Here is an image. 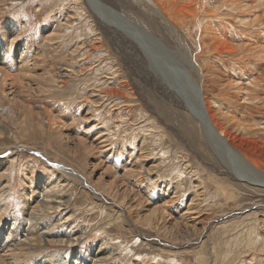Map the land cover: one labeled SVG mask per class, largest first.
<instances>
[{
    "label": "rangeland",
    "instance_id": "obj_1",
    "mask_svg": "<svg viewBox=\"0 0 264 264\" xmlns=\"http://www.w3.org/2000/svg\"><path fill=\"white\" fill-rule=\"evenodd\" d=\"M101 1L158 40L170 57L186 54L196 61L217 122L235 132L234 111L238 119L253 123L247 109L234 101L250 87L245 78L248 69H255L258 53L264 57V0H181L183 20L165 11L168 24L149 6L161 8L159 1ZM254 5L259 22L252 21ZM7 22L20 33L12 49L2 30ZM23 42L36 67L30 70L31 81L22 85L13 78L18 74L15 58L26 51ZM0 46V65L13 76L5 87L8 97L24 106L40 103L43 116L57 123L51 130L21 123L19 109L10 121L0 119V187L5 189L0 212L6 220L9 214L16 217L14 241L22 239L20 225L30 211L25 192L32 193L35 204L44 200L53 207L38 219L46 222L53 239H62L22 250L27 264L51 260L55 251L75 264H264V187L241 180L228 167L183 98L161 80L126 31L104 23L85 0H0ZM52 72L70 73L57 85L51 82ZM255 127L256 136L264 135L261 126ZM15 134L20 136L15 139ZM256 159L264 172V151ZM59 173L66 181L57 186ZM41 174L49 175L46 192L37 183ZM166 202V225L182 241L173 243L142 223L145 214ZM118 213L121 222L114 220ZM71 237L73 242H67ZM114 245L118 251L109 253ZM127 246L132 250H123Z\"/></svg>",
    "mask_w": 264,
    "mask_h": 264
},
{
    "label": "bare ground",
    "instance_id": "obj_2",
    "mask_svg": "<svg viewBox=\"0 0 264 264\" xmlns=\"http://www.w3.org/2000/svg\"><path fill=\"white\" fill-rule=\"evenodd\" d=\"M56 1H58V0H56ZM60 1L63 2L65 0H60ZM85 1H86V3L91 5V9L93 10V12L104 23H106L110 26H113L115 28L121 29L123 31H126L127 36L129 38H131L133 41H135L139 46L142 47L141 49L144 51L145 56L148 58L151 68H153L154 71L158 73V75L161 77V80L163 82H165L166 84L168 83L167 85H169L170 88H173L175 90V93L179 97L183 98V100L185 101V105L187 107V110L199 122V125L201 126L203 132L206 134L207 140L211 143L212 147L217 149L218 153L224 158V161L228 164V167L233 168V171L238 175V177L241 180L247 181L248 183H251V184H255V185L264 187V172L259 169L257 159H256L257 152H259L260 150L264 151V135L263 134L260 135V133H259L260 136L255 135L257 133V129L255 126H261L260 131L264 130V69H263L264 62L262 61V59L264 57H262V54L258 53V56L254 59L253 67L255 69H253V68L248 69L249 75L245 79L248 81V84L250 85V87H244V89L246 90V93L241 94L240 97H236L235 98L236 101H234V102H236V106H240L245 110L247 109L248 115L250 117H252L251 120L253 123L248 124L247 120L241 119V118L238 119L237 118L238 116H236V112L231 111L232 112L231 118L233 119L232 127L236 130L235 132H232L231 129L225 128L224 127L225 124L224 125L221 124L220 123L221 121L217 122V119H218L217 114H215V113L213 114L212 111H210L211 109L208 108V105L206 103V100L204 98V93H203V85H202V78H201L202 76H201L200 66L196 63V61L194 59H192L191 57H188L186 54L185 55L181 54L182 58H178V56H176V54L173 55L174 57L173 56L170 57V53L164 49L163 45L158 40L153 38L150 34L148 35L144 31H142L138 26H136V24L134 22L132 23L129 20H127L126 18L122 17L117 11L112 9L110 6L106 5L101 0H85ZM156 1H159L163 6L161 5V8H160V6L158 7L156 5H153V6L149 5V6L153 8V11L157 16H159L160 18L163 19L164 23L168 24V22H170V19L168 16H170L171 14L172 15L176 14V16H175L176 18H179V20H183L182 17H180V15H178V11H179L178 6H180L179 3L181 0H156ZM255 8H256V5H254L252 7V10H253L252 21L253 22H255V21L259 22L260 17L257 15L258 13L255 12L256 11ZM158 9H160L159 10L160 12L158 11ZM165 11L167 12L168 16H166ZM194 16L195 15H193V17ZM240 20L242 21V18H240ZM167 26L171 29L170 25H167ZM205 28L206 29H204V30H206L208 33H210L211 27L205 25ZM2 30H3V33L7 34L8 38H10V42H8V45H9V49H12L14 44H15V40H17V38L19 37V34H20L18 32V29H16V27L14 25H12V23L7 22L3 25ZM55 37H56V35H55ZM21 45L26 48L25 49L26 51H25V54H23L24 50L21 51L20 53H22V54H18L15 58L14 64L16 65V69L18 70V72H16V71L15 72L18 74H16V76H14V78H13V76H11V73L7 72V70H6L7 68L6 69L4 68L5 66H3L2 64L0 65V119H8L9 117H14L13 115L16 113V111H17L16 109H19L20 114L22 113V118L20 120L21 123H27L28 122V124L33 126V127L34 126H38L39 128L46 127L47 130H51V128H53L54 125L56 126L57 123L55 124L56 121L51 119L49 115L48 116L50 119L49 118L46 119L45 116H43L44 115V109L42 108L40 103L38 104L37 102L33 101V104L31 107H30V105L28 106L27 104H26V106H24L21 103L22 101L17 102V100H16L17 98L14 101H12V99L8 97V94H7L8 90L5 88L7 85L6 84L7 81L11 77L14 79L15 82L17 81V80H15V78H17L22 83L23 80L25 81V79H27L29 77H30L29 81H31L33 74L30 72V70L36 67V62L30 61V60H33L32 59L33 57H31V53L30 54L28 53L30 48L27 45V43L23 42ZM19 48H20V45H19ZM19 48L16 50L15 53H18ZM0 50L3 53L1 46H0ZM169 58H171L173 61L170 60ZM249 58H250V56H249ZM180 59H181V63H184V65L186 64L189 67V69L192 72H194L195 75L198 76V79L200 81L199 83H197L196 80L190 75L189 71L182 64L179 63ZM174 60H176V61H174ZM251 61H253V60H251ZM255 70H257V71L261 70L262 71L261 76L255 75ZM34 71L32 70V72H34ZM69 73L70 72H65L61 75L60 74L58 75L57 72L56 73L52 72V74L50 76L51 82L54 84H57V85L59 83H64L65 79H67ZM34 79H36V78H34ZM11 82L12 81H10V83ZM15 82L13 83L14 85L17 83V82L15 83ZM20 82H18V83H20ZM34 82H36V81H34ZM34 82H32V83H34ZM38 82H40V81H38ZM37 83H35V84H37ZM8 84H9V82H8ZM13 84L11 86H13ZM17 84L14 87H17ZM22 85H23V83H22ZM25 85H26V82H25ZM24 88H26V87L24 86ZM46 88H48V87H46ZM30 89H31V87H30ZM23 92H22V95H23ZM15 96H12V98L14 99ZM28 98H29V96H28ZM230 99H231V97H230ZM244 101H246L248 103H245ZM22 107H24V108L22 109ZM255 110L258 112L257 116L253 115V111H255ZM220 111L222 112V110H220ZM47 113L45 111V114H47ZM244 113H246V112H244ZM44 118H45V120H44ZM19 125H20V123H19ZM23 127H25V126H23ZM61 131H63V130H61ZM56 132L58 133V130ZM2 133H3V130L0 127V134H2ZM57 133H56V135H57ZM59 133H60V131H59ZM19 134H15L14 138L17 139V137L20 136ZM80 140L82 141V139H80ZM81 145H83V142H81ZM87 146H88V144H87ZM79 149L80 150H78V151L83 150V149H81V147ZM66 150H67V148H66ZM80 154H82V153H80ZM42 156L45 158L44 155H42ZM82 156H83V154H82ZM46 162L50 163V164L52 163L48 159ZM54 164L57 165L56 163H54ZM57 168L63 170L64 172L66 170L63 167H57ZM103 171H102V173H103ZM61 175L62 174L59 173L58 179H57V181H55L56 185L59 183V181H61V182L66 181V179L63 178ZM98 178H100V177H98ZM30 179H32V178H30ZM102 179H100V180H102ZM37 183L46 192L48 185H49V175L41 174L37 178ZM111 186L112 185H110V187ZM4 190H5L4 186L0 187V194L4 193L5 192ZM49 190H50V188H49ZM116 193H117V191H116ZM122 194L124 195V193H122ZM125 194H126V192H125ZM130 194H131V192H130ZM120 195H119V197H120ZM44 196L48 197L47 194H44ZM131 196L132 195H130V197ZM41 197L42 196H40V198ZM123 197L122 198L120 197V200H118V201L120 203H122L123 205H125L124 204L125 200ZM174 197H176V196H174ZM174 197H173V199H174ZM131 199H134V198H131ZM168 203H169V201H168ZM168 203L166 202V204H164L162 208H154L150 212L147 210L149 213L145 214V217L143 218L142 223L148 229H152L158 234H163V236L166 235V237L168 239L172 240L173 243H174V241H182L180 239V237L178 236V234H175L172 230H169L171 228L168 229V227L166 225V221H168V218L166 220L167 214L165 211H166V208H168V205H169ZM24 204L30 211L27 215L28 216L27 220L23 224L20 225L21 230L23 232V235H22L21 240L18 239V242L14 241V237H13L15 235L14 233L16 232L15 229L13 228V226L15 225V222H16L15 221L16 217H14L12 214H9L11 216V220H9V219L6 220L5 213L0 212V264H27L28 255L26 253L22 252V250L28 249L29 247H36V246L39 247L42 241H45V243H48V244L53 243V242H57V243L62 242L61 238L53 239L52 236L54 234L53 235L49 234V232L47 231V226L45 225L46 222L38 219L39 213L47 212L50 208H53L52 206L49 205V202H45L44 200H42L40 203L37 202V204H35V199H34L32 193L31 192H25ZM126 205H128V204H126ZM4 207H5V205L0 203V208L4 209ZM128 208L126 207L125 209H127L126 210L127 213L130 214V212L128 211ZM139 208H140V206H139ZM141 211H143V210H141ZM144 213H146V212H144ZM185 216H187V215H185ZM180 217H181V215H180ZM8 218H10V217L8 216ZM114 220L116 222H119V221L121 222L122 221L121 215L118 213L116 218H114ZM184 220H185V218H184ZM193 220H195V219L193 218ZM200 221H202V220H200ZM110 223H112V222H110ZM4 224H7V227H10L11 229L4 226ZM106 224H107V222H106ZM186 226L187 227L190 226V228H191V225H189V224H186ZM192 226H194V225H192ZM182 227H185V226H182ZM174 228H175V226H174ZM97 230H103V229H102V227H99ZM183 230H184V228H183ZM165 233H168V234H165ZM55 234H58V233H55ZM187 236H189V235H187ZM67 242H73L72 237L70 239H67ZM260 249L264 250V245ZM123 250L130 251L132 249L130 246H127V247H123ZM113 251H115V252L118 251V245H114V248L110 249L109 253H111ZM62 254H63V251H55L50 256L51 260H49V258H46V259L40 260L38 262V264H52V262H54V261H57V263H59V264H75V263H70L68 261V259L66 258V255H62ZM135 254L133 253L132 255H135ZM126 256L128 257V254ZM153 258H155V257L153 256ZM96 261L98 262V261H100V259H96ZM175 261H178V259L175 258ZM100 262H102V261H100ZM182 263H181V261H179V264H182ZM99 264H102V263H99Z\"/></svg>",
    "mask_w": 264,
    "mask_h": 264
}]
</instances>
